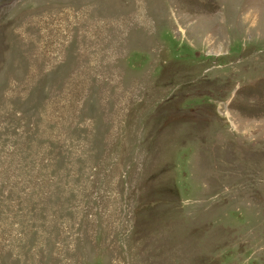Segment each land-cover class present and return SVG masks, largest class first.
Listing matches in <instances>:
<instances>
[{
    "label": "rangeland",
    "instance_id": "1",
    "mask_svg": "<svg viewBox=\"0 0 264 264\" xmlns=\"http://www.w3.org/2000/svg\"><path fill=\"white\" fill-rule=\"evenodd\" d=\"M0 264H264V0H0Z\"/></svg>",
    "mask_w": 264,
    "mask_h": 264
}]
</instances>
